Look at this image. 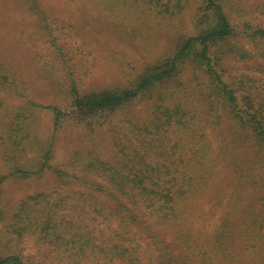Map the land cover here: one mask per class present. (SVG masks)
I'll use <instances>...</instances> for the list:
<instances>
[{
    "label": "trees",
    "instance_id": "trees-1",
    "mask_svg": "<svg viewBox=\"0 0 264 264\" xmlns=\"http://www.w3.org/2000/svg\"><path fill=\"white\" fill-rule=\"evenodd\" d=\"M61 1L78 14L72 22L21 0L67 67L70 110L25 98L0 122V160L10 167L0 169V264H26L24 238L61 264H264V0ZM79 15L98 43L117 46L186 19L191 28L125 85L98 89L67 64L72 43L90 42ZM65 28L72 38L63 42ZM16 82L0 63V96L22 97ZM41 108L52 111L54 130L71 121L90 137L106 133L113 157L92 146L54 166L49 140L15 159L31 138L27 113ZM45 174L54 186L7 203L9 180Z\"/></svg>",
    "mask_w": 264,
    "mask_h": 264
},
{
    "label": "rangeland",
    "instance_id": "rangeland-1",
    "mask_svg": "<svg viewBox=\"0 0 264 264\" xmlns=\"http://www.w3.org/2000/svg\"><path fill=\"white\" fill-rule=\"evenodd\" d=\"M40 3L50 18L55 19L53 13L65 21L69 19L72 22V18L78 16L76 12H72L73 10L65 9L61 0H40ZM22 7L21 0L0 1V63L17 76L16 85L22 96L12 97L1 91L0 100L3 103L1 123H10L12 116L10 110L21 106L25 98L46 108L58 105L64 112L70 110V102L63 99L67 67L58 55L52 53L54 49L51 44L41 36L43 30L35 16L26 14ZM51 7L54 8L53 11ZM79 16L81 32L85 36L91 34L90 42L88 46L72 43L67 64H70L73 74L81 78L87 87L93 86L98 89L125 85L131 74L140 71L169 51L175 43V36L191 28L189 19H186L182 25L180 22H174L168 32L154 36L145 43L138 40L139 36H134L131 41L125 39L124 45L117 46L114 41L107 42V38H102L103 43H98L96 37L98 29L92 25L88 17ZM90 17L94 19L93 15ZM65 29L66 33H57V38L63 42L72 38L71 29ZM246 46L253 50L252 45ZM26 118L25 123L33 124L31 138L22 152L11 153L17 155L15 159L22 154L26 158L34 156V150L49 140L55 142L52 161L54 166L64 168L72 152L83 148L90 149L92 146L101 157L105 159L113 157L111 140L104 132L97 131L90 137L86 127L71 121L63 122L58 130H54V117L49 109L41 108L28 112ZM28 151L29 154H26ZM2 168L10 170V167L0 160V169ZM54 184L55 179L51 174L34 176L28 180L11 179L4 184L6 201L8 204L12 203ZM18 247L26 264H61L52 249L38 245L33 238H24Z\"/></svg>",
    "mask_w": 264,
    "mask_h": 264
}]
</instances>
